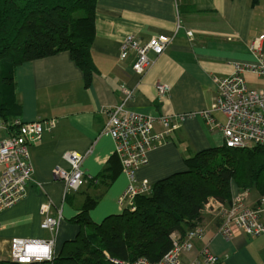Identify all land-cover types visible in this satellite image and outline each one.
<instances>
[{
    "label": "crops",
    "instance_id": "obj_1",
    "mask_svg": "<svg viewBox=\"0 0 264 264\" xmlns=\"http://www.w3.org/2000/svg\"><path fill=\"white\" fill-rule=\"evenodd\" d=\"M177 11L183 29L164 54L156 58L151 70L144 77L137 75L132 68L133 55L120 60L123 39L135 35L145 44L153 37L172 35L178 21ZM188 30L193 32L192 38L188 37ZM262 35L264 0H97L95 38L90 49L93 76L89 87L83 70L69 52L18 66L15 81L21 121L56 119L57 127L46 133L42 142L30 147L36 183L28 187L21 202L0 214V260H10L14 240L52 239L51 233L42 228L41 207L45 204H51L53 214L62 211L63 219L55 238L56 254L79 233L80 227L72 219L87 199L102 195L90 212L97 223L124 210L119 198L130 180L115 156L114 140L104 132L107 123L104 110L122 101L124 87L135 91L126 104L130 113L191 114L172 133L167 145L148 152L147 166L136 173L138 181L155 185L184 171L185 161L198 152L224 146L221 128L212 129L200 113L214 106L217 93L214 78L231 75L234 64L257 62L250 48ZM151 57L155 58L153 54ZM245 79L249 89H264L260 76L247 73ZM158 83L171 87L168 97H158ZM212 116L220 126L225 124L221 112L215 111ZM153 129L163 130L157 122ZM8 136L7 131L0 129V139ZM68 153L86 155L82 169L87 180L94 179L96 184H87L79 192L66 195L65 183L54 172L57 168L70 169L64 159ZM239 191L232 183L231 195ZM260 197L256 189L249 190L247 202L253 204ZM218 226L214 212H202L197 227L204 234L183 253L186 262L201 258L208 246L219 257V264H264V235H239L227 240L217 233Z\"/></svg>",
    "mask_w": 264,
    "mask_h": 264
},
{
    "label": "trees",
    "instance_id": "obj_2",
    "mask_svg": "<svg viewBox=\"0 0 264 264\" xmlns=\"http://www.w3.org/2000/svg\"><path fill=\"white\" fill-rule=\"evenodd\" d=\"M96 6L97 0H0V125L13 132V122L21 120L15 71L24 63L69 52L83 70L86 86L91 85ZM185 164L184 171L153 185L150 195L137 197L135 210L124 208L100 223L90 212L102 195L87 199L72 219L80 227L76 238L51 261L32 264H132L139 258L157 262L172 249L174 233L184 237L197 227L211 199L231 201L232 183L264 196V146L210 148Z\"/></svg>",
    "mask_w": 264,
    "mask_h": 264
},
{
    "label": "built area",
    "instance_id": "obj_3",
    "mask_svg": "<svg viewBox=\"0 0 264 264\" xmlns=\"http://www.w3.org/2000/svg\"><path fill=\"white\" fill-rule=\"evenodd\" d=\"M177 14L178 21L172 35H159L145 44H141L135 35H127L121 44L120 60L125 61L133 55V71L144 77L155 64L156 58L164 54L183 29L178 11ZM187 35L192 38L193 32L188 30ZM263 42L264 35L256 38L251 45V52L257 58L255 64H234L231 75L214 78L217 86L214 106L212 110L200 113L212 129L221 128L224 146L228 148L264 146V89H249L245 79V74L251 73L264 80ZM152 54L155 58L151 57ZM156 90L158 97L164 98L170 95L171 87L158 83ZM122 96L123 99L118 105L104 110L107 116L104 132L114 140L115 156L121 163L122 172L130 180L129 186L119 198V204L135 210L137 197L150 195L153 190V185L140 182L136 178L137 171L149 162L148 152L167 145L172 133L180 128L191 114L146 116L130 113L126 104L135 96V91L124 87ZM215 111L225 116L226 122L223 126L215 122L212 116ZM156 122L162 126V131H154L153 124ZM13 124L17 126L13 132L9 131L6 124L0 125V129L9 133L7 138L0 139V214L21 202L27 195L28 187L36 183L30 147L42 142L45 134L57 127L56 119H37L29 123L16 120ZM85 156L65 154L64 159L70 169L57 168L54 172L55 176L65 183L66 195L79 192L87 185V177L82 169ZM248 196L249 190L239 191L232 196L228 204L211 199L205 205L202 212L208 210L216 214L219 220L217 233L225 239L231 240L239 235H264V196L253 204L247 202ZM51 209V204L41 207L44 217L42 228L51 233L52 239L14 240L10 260L19 264H32L55 258V238L63 216L61 210L53 214ZM203 234V229L198 227L189 230L184 237L174 233L172 249L159 261L151 262L146 258H139L132 264H219V257L213 254L208 246L203 249L201 258L191 262L183 259V253L192 248L194 241Z\"/></svg>",
    "mask_w": 264,
    "mask_h": 264
}]
</instances>
